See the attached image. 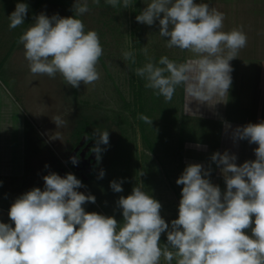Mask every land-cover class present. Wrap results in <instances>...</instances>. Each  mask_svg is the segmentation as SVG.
<instances>
[{
    "label": "clouds",
    "instance_id": "clouds-1",
    "mask_svg": "<svg viewBox=\"0 0 264 264\" xmlns=\"http://www.w3.org/2000/svg\"><path fill=\"white\" fill-rule=\"evenodd\" d=\"M105 2L115 6L121 0ZM131 3L122 0L125 8ZM72 10L74 15L68 17L41 12L19 41L31 73H60L71 87L79 88L100 78L96 66L103 48L98 33L85 31L78 18L89 11L88 0H74ZM28 11V4L18 2L9 15V27L25 23ZM135 20L149 26L158 21L167 47L193 54L180 63L161 56L137 68V75L147 81L145 87L166 101L182 87L185 113L195 116L198 107H190L193 101L209 107L227 102L230 61L246 46L247 35L238 28L222 31L223 12L200 0H150ZM123 55L134 61L132 52ZM141 119L152 125L148 116ZM53 121L58 127L67 123L60 116ZM95 135L92 152L99 160L106 150L101 145L109 144V131ZM233 138L257 144L255 160L238 165L237 156L227 150L213 153L223 191L212 183L210 167L187 165L175 181L183 187L178 216L170 223L160 214L161 203L141 186L119 197L121 224L114 216L85 210L83 205L95 203L96 197L78 191L84 185L74 174L44 175L43 190L34 187L11 204L12 223L0 221V264H160L161 257L168 264L174 257L177 264H264V120L237 126ZM71 161L76 164L78 159ZM104 175L100 170L98 178ZM110 188L122 192V181H110ZM249 228L251 235L244 231ZM162 233L167 238L163 248Z\"/></svg>",
    "mask_w": 264,
    "mask_h": 264
},
{
    "label": "rangeland",
    "instance_id": "rangeland-1",
    "mask_svg": "<svg viewBox=\"0 0 264 264\" xmlns=\"http://www.w3.org/2000/svg\"><path fill=\"white\" fill-rule=\"evenodd\" d=\"M60 1L0 0V86L22 110L26 139V172L23 177L10 178L13 184L10 189L5 186V179L0 178L3 195L0 202L10 208L21 194L34 187L43 190L44 175L55 172L63 177L72 173L84 185L78 191L96 197L95 203L83 205L87 212L114 216L122 224V210L117 201L120 196L131 194L133 187L141 186L161 203L160 214L164 217L176 201V189L181 193L183 187L175 182L181 174L179 135L171 129L176 107L181 106V90L178 87L173 99L166 101L156 90L145 87V78L137 80L139 75L133 73L136 70L132 59H125L123 54L140 51L142 58L136 63L137 67H143L149 61L158 62L161 56L176 61L185 50L167 47V38L159 34L158 21L149 26L135 20L150 0H132L127 8L122 0L115 6L105 0H88L89 11L78 18L83 21L85 31L95 30L99 35L103 54L96 67L100 78L73 88L60 73L54 77L33 74L19 38L41 12L49 17L56 13L62 17L74 15V0ZM18 2L28 4L29 11L25 23L10 28L9 15ZM141 110L152 125L141 119ZM56 116L67 123L58 127L53 121ZM17 117L14 119L19 123ZM82 120L91 122L95 133L109 131V144L101 145L106 150L99 160L94 152L88 156L95 140L84 137L72 148L75 140L72 134ZM139 121L145 122L147 138ZM72 157L78 159L76 164L72 163ZM100 170L105 172L103 178H98ZM113 180L122 181V192L110 188ZM0 221L12 223L9 216L0 215ZM161 237L165 238L160 241L162 246L167 238L163 233Z\"/></svg>",
    "mask_w": 264,
    "mask_h": 264
},
{
    "label": "crops",
    "instance_id": "crops-1",
    "mask_svg": "<svg viewBox=\"0 0 264 264\" xmlns=\"http://www.w3.org/2000/svg\"><path fill=\"white\" fill-rule=\"evenodd\" d=\"M200 2L208 3L210 9L223 12L221 30L227 32L234 28L241 29L247 35V44L236 53V58L230 61L233 69L232 85L229 97L226 98L227 102L209 107L203 104L197 106L193 101L190 107L193 109L198 107L197 114L196 116L187 114L184 108L183 88L180 87L181 106L176 107V120H173L174 125L172 124L171 129H175V134L179 135L177 143L180 150L179 171L182 173L187 165L193 163H200L205 168L210 167L212 183L219 185L223 191L224 179L217 165L211 161V155L227 150L237 156L238 165L256 158L254 149L258 145L250 144L247 140L234 139L233 131L237 126L264 120V0H200ZM192 55L185 50L182 58L176 62H183ZM7 94L0 86V178L5 179V186L10 189L13 186L10 184L12 183L10 178L23 177L26 172V139L22 110L18 103H12ZM16 117L19 123L15 121ZM19 130L20 135H17ZM176 190V201L171 205V210L164 217L161 215L169 223L178 216L181 193ZM1 195L0 201L3 196ZM9 209L0 202L2 217H8ZM244 231L251 235L250 228ZM161 240L165 238L161 237ZM169 250L176 251L172 248ZM177 259L178 257H174L171 264H177ZM160 264L168 262L161 257Z\"/></svg>",
    "mask_w": 264,
    "mask_h": 264
},
{
    "label": "trees",
    "instance_id": "trees-1",
    "mask_svg": "<svg viewBox=\"0 0 264 264\" xmlns=\"http://www.w3.org/2000/svg\"><path fill=\"white\" fill-rule=\"evenodd\" d=\"M63 1L64 2H68V0H62L60 2L63 3ZM133 56H134V61L132 60L131 64L133 65V68H135V70H136L137 68H140V65H139V67H137V63L136 62H137V59H139V58L141 59L142 58L141 52L138 51L136 54H133ZM133 73L135 75H137L136 71L133 72ZM136 79H137V77H136ZM143 79H144V77L138 76L137 80H139L141 82ZM132 80H135V76H133ZM139 101H141V100L139 99ZM142 113L143 112L141 110L140 114L143 115ZM139 124L143 128V132L146 133L145 137L147 138V136H149V134L146 132L145 122L139 121ZM72 137H73V139H75L74 142H73V145H72V148H74V149L80 144V142L82 141V139L84 137H87L89 141L90 140H95L96 139L95 130L92 128L91 122H89L87 120L80 121L78 126L75 128V130H74V132L72 134ZM93 147H91L90 151L88 152V156L91 153H93L92 152V148ZM181 150H182V148H181ZM151 151H154V149L152 147H151Z\"/></svg>",
    "mask_w": 264,
    "mask_h": 264
}]
</instances>
